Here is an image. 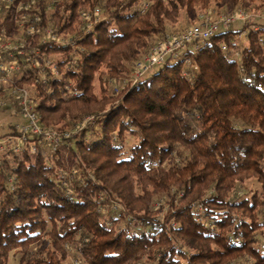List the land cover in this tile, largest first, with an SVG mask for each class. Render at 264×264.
I'll return each mask as SVG.
<instances>
[{
	"label": "trees",
	"instance_id": "obj_1",
	"mask_svg": "<svg viewBox=\"0 0 264 264\" xmlns=\"http://www.w3.org/2000/svg\"><path fill=\"white\" fill-rule=\"evenodd\" d=\"M262 1L226 0V10ZM211 2L42 3L43 25L63 37L70 32L73 45L39 44L57 74L49 67L46 82L35 81L38 72L24 67L18 81L32 84L45 127L63 131L93 118L56 151L40 143L33 153H2L0 264L14 250L18 264H67L68 246L83 264H264V249L255 247L264 196L230 198L252 176L264 192V21L248 15L136 82L127 73L141 50L167 35L166 20ZM95 6L105 17L86 31L80 10ZM124 75L125 84L109 93L107 79ZM125 134L137 141L122 157ZM161 193L169 199L164 215L150 206ZM113 201L121 208L111 209Z\"/></svg>",
	"mask_w": 264,
	"mask_h": 264
},
{
	"label": "built area",
	"instance_id": "obj_2",
	"mask_svg": "<svg viewBox=\"0 0 264 264\" xmlns=\"http://www.w3.org/2000/svg\"><path fill=\"white\" fill-rule=\"evenodd\" d=\"M44 2L47 0H0V109L6 110L8 104H11L15 108L14 115H20L22 118V121L12 125L8 131L13 135L0 138V163L2 153L8 150L14 153L25 150L33 153L40 143L49 150L56 151L64 139L70 138L76 129H81L93 118L87 116L74 128L63 131L45 127L36 109L32 84L27 86L18 81L24 67L38 72L39 77L35 81L46 82L43 72L49 67L57 74L56 69L50 65V60L44 57L39 44L61 42L73 45L69 34L60 36L53 27L43 25L41 7ZM147 6V3L143 4L142 11ZM47 7L50 8V5ZM80 15L86 31L88 29L91 31L92 23L100 19L101 10L95 6L91 10H82ZM245 18L246 13L241 9H236L219 19L204 14L200 20L183 30L167 34L152 45L141 60L135 62L131 80L136 82L150 68L162 65L166 58H179L188 45L209 38L219 30L226 29ZM222 49L225 50L226 46L222 45ZM185 62L192 66L189 58H186ZM28 75L31 74H26Z\"/></svg>",
	"mask_w": 264,
	"mask_h": 264
},
{
	"label": "rangeland",
	"instance_id": "obj_3",
	"mask_svg": "<svg viewBox=\"0 0 264 264\" xmlns=\"http://www.w3.org/2000/svg\"><path fill=\"white\" fill-rule=\"evenodd\" d=\"M263 5H261L260 7H255L252 4H242L239 3L237 4V7H235L232 10H226L228 5L226 3V0H212V2L210 3V5L207 8H201L198 4H196L194 7L190 8V9H181L179 11V15L176 17L175 21H170V20H166L165 21V26H166V33L167 34H173L176 32H179L181 30H183L185 27L194 24L195 22H197L198 20H200L201 16L204 14H208L211 17H213V19H219L221 18V16H225L228 15L230 12L236 10V9H241L246 13V18H248V15L251 16V18H254L253 22L256 23H262L264 21V0L262 1ZM242 4V5H241ZM241 5V6H239ZM84 10V9H82ZM80 10V13L81 11ZM79 13V20H81L82 24H80V27H83V21L81 18V15ZM105 17L104 12L102 11V14L100 15V18ZM245 18V19H246ZM244 20H240L235 22L232 27H240L241 26V22H243ZM80 22V23H81ZM95 24V23H94ZM94 24L92 23V28L94 26ZM45 25H49L51 27H53L51 24H45ZM92 28L90 30H92ZM84 30H87L86 28H84ZM89 31V29H88ZM66 35L70 34V32H66L64 33ZM166 36V35H165ZM165 36H163L162 38L159 37L158 40L154 41L153 43L151 42V44L149 45L148 49L146 50H141L138 54H137V58L133 60L132 64L128 65V76L132 74L133 70H134V64L135 62L141 60L149 51L150 47L152 45H154L156 42L162 40ZM158 38V37H157ZM57 55H53L51 57H55ZM152 70V68H150L148 71ZM148 71H146L144 74H146ZM143 74V75H144ZM127 75H124L122 78H117V79H107L106 81V87L109 93H116V90L119 91V89L123 86V84H125V78ZM25 84L27 86H30V83H22ZM94 92L95 94H97L99 96L100 93V86H99V80L97 79V77L95 78L94 82ZM14 111L15 108L13 105L8 104L6 110H1L0 109V133L3 132H8L11 129V126L22 121V118L20 115H14ZM87 116H91V115H86L83 116L82 118L79 119V122H81L82 120H84ZM72 127V125H71ZM137 141V137L130 135V134H125V138H124V153L122 155V157H126L128 155V150L129 148ZM63 155H64V159H65V163L67 165H70V156L68 154L67 151H63ZM264 164V161H263ZM209 190V193H211ZM208 193V194H209ZM253 194L258 195V197L260 198V196H264V192L262 191L261 188V184L260 182L256 179V177L252 176L249 177L248 179H246L243 182H238L234 188V190L232 191V193L230 194V198H237L239 196V198L241 197H250ZM167 193H161L158 195H154L152 203H151V209H153V211L156 212V214H161L164 215L166 210H167V202L169 199H167ZM260 200L263 202V204L260 207V210L258 211L257 217H258V221L259 222H263L264 221V197H262V199L260 198ZM110 208L112 209H118L121 208L120 204L113 201L112 203H110ZM103 209V208H101ZM196 211L198 212V214L200 215L199 217L203 218L204 214L202 212V210L196 206L195 207ZM255 238L257 240V242L255 243V247H257L259 250H263L264 249V227L261 228L260 230H257L255 232ZM185 245V244H183ZM186 248H188L190 250V248L188 246H185ZM67 252H68V256L65 260V263L67 264H75V260H77V264H83L82 261H80L79 255L77 254L76 250L73 248V246H68L67 248ZM21 253L19 250H14L10 252V255L8 256V260H7V264H18L19 261V257H20ZM244 260V259H243ZM139 264H151V262H149L148 260H143L141 261V263ZM232 264V263H230Z\"/></svg>",
	"mask_w": 264,
	"mask_h": 264
}]
</instances>
